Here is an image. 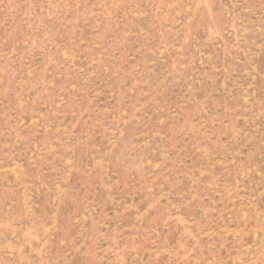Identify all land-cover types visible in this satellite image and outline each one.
<instances>
[{
    "label": "rangeland",
    "instance_id": "1",
    "mask_svg": "<svg viewBox=\"0 0 264 264\" xmlns=\"http://www.w3.org/2000/svg\"><path fill=\"white\" fill-rule=\"evenodd\" d=\"M0 264H264V0H0Z\"/></svg>",
    "mask_w": 264,
    "mask_h": 264
}]
</instances>
